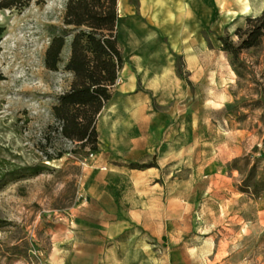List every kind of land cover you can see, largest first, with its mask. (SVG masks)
<instances>
[{
    "label": "rangeland",
    "instance_id": "rangeland-1",
    "mask_svg": "<svg viewBox=\"0 0 264 264\" xmlns=\"http://www.w3.org/2000/svg\"><path fill=\"white\" fill-rule=\"evenodd\" d=\"M66 1L0 11V264H41L86 242L102 264H264V190L239 191L253 167L264 180V41L241 66L221 48L237 44L235 30L264 0H249L248 16L206 23L204 56L173 57L182 84L168 92V115L117 129L97 152L64 139L52 114L72 81ZM54 36L65 43L50 71ZM131 36L121 31L125 59ZM160 108L153 101L143 116Z\"/></svg>",
    "mask_w": 264,
    "mask_h": 264
},
{
    "label": "crops",
    "instance_id": "crops-1",
    "mask_svg": "<svg viewBox=\"0 0 264 264\" xmlns=\"http://www.w3.org/2000/svg\"><path fill=\"white\" fill-rule=\"evenodd\" d=\"M203 10V0H117L120 50L121 31H132L133 37L130 38L131 53L126 59L121 50L123 67L118 83L111 100L98 116L100 148L113 144L117 129L131 131L134 123H156L158 116L168 115V92L180 89L182 84L173 57L182 56L190 48L193 57L204 56V31L210 20H205ZM149 43H157V50H141ZM194 72L202 74L204 67L197 65ZM153 101L165 109L144 117ZM163 120L167 123L168 117ZM158 130H163L162 126ZM74 244L69 245L71 252L67 256L52 255L41 264H102L101 255L90 250L87 242L78 249Z\"/></svg>",
    "mask_w": 264,
    "mask_h": 264
},
{
    "label": "trees",
    "instance_id": "trees-1",
    "mask_svg": "<svg viewBox=\"0 0 264 264\" xmlns=\"http://www.w3.org/2000/svg\"><path fill=\"white\" fill-rule=\"evenodd\" d=\"M29 2L30 0H0V11L20 10ZM117 24V0L66 1L63 25L71 27L73 33L64 69L72 75V81L69 90L58 97L52 114L60 125V135L64 139L80 143L92 152L98 151V116L111 100L123 67ZM3 32L4 28L0 27V41ZM234 35L238 39L237 44L221 39V48L228 53L234 65L241 66V54L258 49L264 41V8L259 16L247 18L245 28H237ZM64 43L63 36L51 39L44 56L46 69H57ZM47 159L51 160L50 157ZM38 168L26 170L36 174ZM254 170L253 167L239 191L259 197L264 190L260 188L264 186V180L252 178Z\"/></svg>",
    "mask_w": 264,
    "mask_h": 264
},
{
    "label": "bare ground",
    "instance_id": "bare-ground-1",
    "mask_svg": "<svg viewBox=\"0 0 264 264\" xmlns=\"http://www.w3.org/2000/svg\"><path fill=\"white\" fill-rule=\"evenodd\" d=\"M204 18L216 21H234L237 17L248 16L252 13L249 0H203Z\"/></svg>",
    "mask_w": 264,
    "mask_h": 264
},
{
    "label": "built area",
    "instance_id": "built-area-1",
    "mask_svg": "<svg viewBox=\"0 0 264 264\" xmlns=\"http://www.w3.org/2000/svg\"><path fill=\"white\" fill-rule=\"evenodd\" d=\"M92 156V155H91ZM102 170H105L104 168H102Z\"/></svg>",
    "mask_w": 264,
    "mask_h": 264
}]
</instances>
